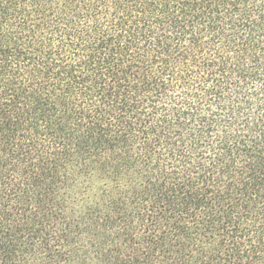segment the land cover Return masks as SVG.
<instances>
[{
	"label": "trees",
	"instance_id": "obj_1",
	"mask_svg": "<svg viewBox=\"0 0 264 264\" xmlns=\"http://www.w3.org/2000/svg\"><path fill=\"white\" fill-rule=\"evenodd\" d=\"M0 264H264V0H0Z\"/></svg>",
	"mask_w": 264,
	"mask_h": 264
}]
</instances>
